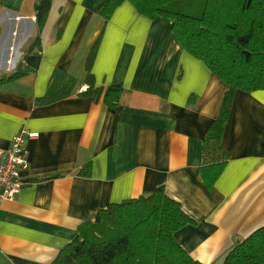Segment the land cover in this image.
<instances>
[{
    "label": "crops",
    "instance_id": "obj_1",
    "mask_svg": "<svg viewBox=\"0 0 264 264\" xmlns=\"http://www.w3.org/2000/svg\"><path fill=\"white\" fill-rule=\"evenodd\" d=\"M41 1L52 2L0 0V75L22 61ZM106 2L62 0L37 70L0 84V149L20 130L36 135L20 192L0 202V264H51L95 212L158 187L191 219L174 235L181 248L201 264H223L264 227V91L234 94L221 141L230 159L208 189L202 142L224 84L177 44L170 22L127 1L106 20ZM97 41L90 74L96 88L121 87L114 109L80 96ZM87 164L89 177L80 175Z\"/></svg>",
    "mask_w": 264,
    "mask_h": 264
},
{
    "label": "trees",
    "instance_id": "obj_2",
    "mask_svg": "<svg viewBox=\"0 0 264 264\" xmlns=\"http://www.w3.org/2000/svg\"><path fill=\"white\" fill-rule=\"evenodd\" d=\"M61 1L34 5L36 34L14 71L0 75V84L37 70L42 34L52 11L56 6L60 10ZM125 1L141 16L170 22L177 44L203 62L225 86L217 117L202 142L200 175L203 184L212 188L230 159L221 141L234 94L264 91V0H107L100 16L109 19ZM195 7L197 15L192 14ZM97 44L92 46L86 63L89 86L80 96L114 109L121 87L96 88L90 74ZM89 168V164L84 166L80 175L89 177ZM190 222L179 203L158 187L148 196L110 204L95 212L79 225L75 239L51 264H201L191 259L174 237ZM223 264H264V227L237 243Z\"/></svg>",
    "mask_w": 264,
    "mask_h": 264
},
{
    "label": "built area",
    "instance_id": "obj_3",
    "mask_svg": "<svg viewBox=\"0 0 264 264\" xmlns=\"http://www.w3.org/2000/svg\"><path fill=\"white\" fill-rule=\"evenodd\" d=\"M35 136L20 130L12 138L8 149H0V202L13 200L20 192L21 172L28 167L26 142Z\"/></svg>",
    "mask_w": 264,
    "mask_h": 264
},
{
    "label": "rangeland",
    "instance_id": "obj_4",
    "mask_svg": "<svg viewBox=\"0 0 264 264\" xmlns=\"http://www.w3.org/2000/svg\"><path fill=\"white\" fill-rule=\"evenodd\" d=\"M192 12H193L192 14H195V15H197L199 13V12H197V8L196 7L192 10ZM22 53H23V50L20 51V54L18 56L19 59L21 58ZM9 66H10V63H9Z\"/></svg>",
    "mask_w": 264,
    "mask_h": 264
}]
</instances>
